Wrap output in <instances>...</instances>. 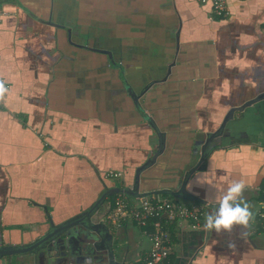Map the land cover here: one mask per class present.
I'll list each match as a JSON object with an SVG mask.
<instances>
[{
  "label": "crops",
  "instance_id": "0c3cea01",
  "mask_svg": "<svg viewBox=\"0 0 264 264\" xmlns=\"http://www.w3.org/2000/svg\"><path fill=\"white\" fill-rule=\"evenodd\" d=\"M227 1L230 14L217 17L200 0H0V246L35 241L107 188L132 189L161 137L131 198L179 187L200 202L174 200L204 207L198 222L173 220L168 264H264V0ZM240 180L247 228L205 229ZM107 198L92 217L95 254L31 252L0 264L144 259L148 231L130 218L116 226Z\"/></svg>",
  "mask_w": 264,
  "mask_h": 264
},
{
  "label": "built area",
  "instance_id": "2783aa9c",
  "mask_svg": "<svg viewBox=\"0 0 264 264\" xmlns=\"http://www.w3.org/2000/svg\"><path fill=\"white\" fill-rule=\"evenodd\" d=\"M211 6L214 16L227 17L230 14L227 0H200ZM1 13V12H0ZM107 175L111 178H121L122 171H109ZM111 209V208H110ZM204 207L200 204H185L171 198L146 195L139 196L138 200H122L117 198L112 206L108 217L116 226H122L124 220L133 219L142 227H146L152 220L153 230L148 232L151 239V248L148 255L139 261L128 264H168L172 254L170 243V232L163 224L178 218H191L198 222ZM258 225L264 230V198L259 200L257 209Z\"/></svg>",
  "mask_w": 264,
  "mask_h": 264
},
{
  "label": "water",
  "instance_id": "95a60500",
  "mask_svg": "<svg viewBox=\"0 0 264 264\" xmlns=\"http://www.w3.org/2000/svg\"><path fill=\"white\" fill-rule=\"evenodd\" d=\"M103 52L108 53L106 50H102ZM218 132H214L210 135V138L204 141V147L202 149L201 160L202 161L206 156L208 149L207 147L212 141V138ZM201 141V140H197ZM201 143V142H200ZM165 144V140L159 137L158 139V148L159 151L155 152L154 156L150 158L145 164H142L136 174V181L135 186L132 188L134 191H139L140 188V178L146 169L153 165L158 157L160 149L162 150ZM196 169L193 168L191 171L194 172ZM190 171V172H191ZM191 172V173H192ZM191 173L188 175L191 176ZM131 188L121 187V186H113L107 188L104 193L99 197V199L95 202V204L81 213L80 215L76 216L73 219L66 220L60 224H56L52 219L50 220L51 229L47 231L44 235L36 239L35 241L19 245V244H7L0 246V257L4 256H13V255H24L26 253H37L40 252L41 254H48L53 253L54 255L61 250L62 256L72 255L75 257V254H81V257L91 256V254H95L98 243L95 241L96 233L93 231L95 228H98L99 225L94 223L92 220L93 213L97 209V207L105 200L107 197L112 195L113 193H125ZM169 193L172 195H178L186 197L189 192L185 189H180L179 187L174 189L170 188H160L155 190H149L142 192L140 196H146L150 194H160V193ZM190 195V194H189ZM209 234V232H208Z\"/></svg>",
  "mask_w": 264,
  "mask_h": 264
},
{
  "label": "clouds",
  "instance_id": "9594fccd",
  "mask_svg": "<svg viewBox=\"0 0 264 264\" xmlns=\"http://www.w3.org/2000/svg\"><path fill=\"white\" fill-rule=\"evenodd\" d=\"M7 91L6 82L0 80V95L6 94ZM246 187L247 185L243 180L231 183L223 196L217 199L216 203L219 204V208L215 212V215L209 213L205 216L204 228L209 231L215 229L217 233L221 229L231 231L235 224L247 228L252 217V212L242 195Z\"/></svg>",
  "mask_w": 264,
  "mask_h": 264
},
{
  "label": "trees",
  "instance_id": "16d2710c",
  "mask_svg": "<svg viewBox=\"0 0 264 264\" xmlns=\"http://www.w3.org/2000/svg\"><path fill=\"white\" fill-rule=\"evenodd\" d=\"M133 194L136 192V191H131ZM131 194H126V193H113L112 195H110L107 199H109V201H111L112 203H114L115 202V200L119 197V198H121L122 200H133V198H131L132 196H130ZM151 195H153V196H160V197H164V198H171V199H173L174 198V196L175 195H172V194H169V193H160V194H151ZM188 196V195H187ZM189 198H192L193 199V196H191V195H189L188 196ZM264 198V193L262 194V196L260 197V200L261 199H263ZM194 200V202H200V200H198V199H193ZM154 219H156V218H152V220H151V222L145 227L146 228V230L148 231V232H150L151 230H152V226H153V224H152V221L154 220ZM163 224L165 225V227L169 230V232H170V238H173L174 239V235H175V226H176V224H177V222L175 223V221H173V222H171V221H169V222H166V221H164L163 220ZM124 225H125V220H124V222H123V224H122V227H124Z\"/></svg>",
  "mask_w": 264,
  "mask_h": 264
},
{
  "label": "flooded vegetation",
  "instance_id": "af4514ba",
  "mask_svg": "<svg viewBox=\"0 0 264 264\" xmlns=\"http://www.w3.org/2000/svg\"><path fill=\"white\" fill-rule=\"evenodd\" d=\"M104 53H106V52H104ZM131 191H134L133 189H131V190H128L127 192H125L126 194H133ZM137 191V190H136ZM25 255H27V253L25 254Z\"/></svg>",
  "mask_w": 264,
  "mask_h": 264
},
{
  "label": "rangeland",
  "instance_id": "374dc122",
  "mask_svg": "<svg viewBox=\"0 0 264 264\" xmlns=\"http://www.w3.org/2000/svg\"><path fill=\"white\" fill-rule=\"evenodd\" d=\"M109 177V176H108ZM111 178V177H110Z\"/></svg>",
  "mask_w": 264,
  "mask_h": 264
}]
</instances>
